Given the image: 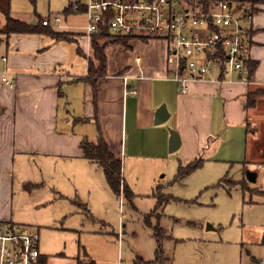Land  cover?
<instances>
[{"label":"rangeland","instance_id":"rangeland-1","mask_svg":"<svg viewBox=\"0 0 264 264\" xmlns=\"http://www.w3.org/2000/svg\"><path fill=\"white\" fill-rule=\"evenodd\" d=\"M6 2L3 8H10L14 16L28 22L35 19L38 26L49 18L48 30L71 40L76 38L65 42L63 50L54 55L62 58L64 54L69 68L88 66V57L78 50L91 55L85 12L89 0ZM5 20L6 14L0 9L1 27ZM43 35L49 39V35ZM98 42L104 47L107 72L131 64L136 54L131 49L139 45L136 40L115 37ZM149 43L155 49H164L160 42ZM93 56L91 60L99 65ZM138 129L140 139H144L140 146L143 150H136V154H166V158L136 160L133 154L128 156L122 164L129 192H122L120 197L108 187L100 167L84 174L61 170L53 158H26L18 163L12 177V204L5 215L15 224L39 230L44 264H136L140 259L152 263L160 257L162 264L264 261V170L253 183L243 165L205 161L202 167L178 178V152L145 146L148 133L142 125ZM166 129L170 134L174 131L168 125ZM155 133L159 131L152 132L156 139Z\"/></svg>","mask_w":264,"mask_h":264},{"label":"crops","instance_id":"crops-1","mask_svg":"<svg viewBox=\"0 0 264 264\" xmlns=\"http://www.w3.org/2000/svg\"><path fill=\"white\" fill-rule=\"evenodd\" d=\"M6 3L0 0V9L6 14L5 24L0 26V221L11 222L5 213L12 204V177L26 158H53L63 171L90 174L99 166L84 158L82 146L86 140L96 142L100 135L122 163L132 154L136 160L166 158V154H136L144 139L139 137L140 125L148 133L144 145L151 149L167 152L171 138L167 125L179 135L180 166L198 159L203 164L243 165L258 180V173L264 170V107L260 108L264 102V0L233 2L254 8L253 21L247 25L252 41L249 59L257 64L252 74L250 70L253 84L219 83L213 74L208 81L191 83L188 94H182L176 83L164 80L168 74L165 46L162 51L136 40L139 50L131 49L136 52L134 61L110 72L107 66L105 75L97 80L96 101L87 82L93 37L89 38L90 56L78 50L88 57V66L69 68L65 55L61 58L54 53L76 38L56 40L48 30L51 27L42 24L37 33L7 36V16L28 21L3 8ZM28 23L37 25L35 19ZM138 57L143 58L141 67L136 63ZM7 72L13 87L3 81ZM161 108H165V118L157 123ZM155 131H159L157 141L152 136ZM41 260L44 264L43 255Z\"/></svg>","mask_w":264,"mask_h":264},{"label":"built area","instance_id":"built-area-1","mask_svg":"<svg viewBox=\"0 0 264 264\" xmlns=\"http://www.w3.org/2000/svg\"><path fill=\"white\" fill-rule=\"evenodd\" d=\"M195 3L89 0L87 35H99L106 26L116 38L160 42L167 50L164 80L176 83L182 94H188L191 83L208 81L213 74L219 83L253 84L248 67L252 41L247 29L254 18L253 6L227 0ZM41 24L50 27L51 21L43 19ZM1 59L7 61L5 56ZM136 63L141 67L143 58L138 57ZM7 74L3 81L13 87ZM41 256L39 231L0 221V264H41Z\"/></svg>","mask_w":264,"mask_h":264},{"label":"trees","instance_id":"trees-1","mask_svg":"<svg viewBox=\"0 0 264 264\" xmlns=\"http://www.w3.org/2000/svg\"><path fill=\"white\" fill-rule=\"evenodd\" d=\"M229 2H236V0H227ZM207 0L204 1L203 5L207 4ZM39 26L31 25L28 22H24L18 19H15L11 16H7V25L5 29V35L10 36L12 34L20 33V34H31L39 32ZM51 35L56 40H69L68 38L63 37V33H54L51 32ZM111 37L108 28L102 27V30L99 35H96L92 38V51L94 53V60L99 62L98 67L95 66L93 60L89 61V78L87 82H89L94 90V99L96 101L98 92H97V80L105 75L107 70V59L104 53V47L99 45L98 40L101 38ZM121 40L126 41V38H122ZM256 63L248 62L249 70L254 72L256 69ZM94 75L96 77H94ZM84 158L89 160L90 162L98 165L102 168L107 185L109 188L116 194L117 196H121L122 192L127 194L129 189L127 187L126 181L123 177V164L122 161L117 159L115 155L110 150L107 143L104 141L102 136L100 135L96 142H90L86 140L82 146ZM203 165V159H198L195 161H191L185 167L181 165L178 171V178H184L189 175L193 171L197 170ZM161 258V257H160ZM158 258L157 261L152 263H144L141 259L136 264H162L161 259ZM42 262V260H41Z\"/></svg>","mask_w":264,"mask_h":264},{"label":"water","instance_id":"water-1","mask_svg":"<svg viewBox=\"0 0 264 264\" xmlns=\"http://www.w3.org/2000/svg\"><path fill=\"white\" fill-rule=\"evenodd\" d=\"M164 112H165V108H161L159 110L157 120H156L157 123L163 122V120L165 118V116L163 115ZM180 147H181V141H180L179 135L175 131H172L170 142H169V151L170 152H176L177 150H179ZM247 174H248L247 176H248L249 181H251L253 183L257 181V174L256 173L249 171ZM209 229L212 230V227L208 226V230ZM262 243L264 244V238L262 240Z\"/></svg>","mask_w":264,"mask_h":264}]
</instances>
